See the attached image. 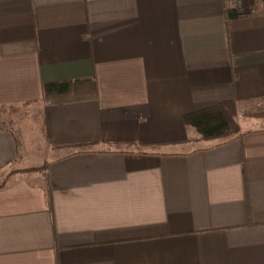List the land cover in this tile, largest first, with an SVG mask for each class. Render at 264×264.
I'll return each instance as SVG.
<instances>
[{"label": "crops", "instance_id": "0c3cea01", "mask_svg": "<svg viewBox=\"0 0 264 264\" xmlns=\"http://www.w3.org/2000/svg\"><path fill=\"white\" fill-rule=\"evenodd\" d=\"M232 8L0 0V264H264V0Z\"/></svg>", "mask_w": 264, "mask_h": 264}, {"label": "trees", "instance_id": "16d2710c", "mask_svg": "<svg viewBox=\"0 0 264 264\" xmlns=\"http://www.w3.org/2000/svg\"><path fill=\"white\" fill-rule=\"evenodd\" d=\"M232 9L235 14L241 16L235 8ZM230 10L228 9L227 12ZM235 112V107L231 103H221L210 109L189 115L186 120L194 124L204 138L228 139L235 136L239 129Z\"/></svg>", "mask_w": 264, "mask_h": 264}, {"label": "built area", "instance_id": "2783aa9c", "mask_svg": "<svg viewBox=\"0 0 264 264\" xmlns=\"http://www.w3.org/2000/svg\"><path fill=\"white\" fill-rule=\"evenodd\" d=\"M232 2V5L234 6V8L237 9L238 12L240 13H244L247 8H246V1L247 0H230ZM257 3H262L263 0H255ZM245 8V10H244ZM244 10V11H243Z\"/></svg>", "mask_w": 264, "mask_h": 264}, {"label": "rangeland", "instance_id": "374dc122", "mask_svg": "<svg viewBox=\"0 0 264 264\" xmlns=\"http://www.w3.org/2000/svg\"><path fill=\"white\" fill-rule=\"evenodd\" d=\"M244 10H245V8H244ZM244 10H243V11H244Z\"/></svg>", "mask_w": 264, "mask_h": 264}]
</instances>
